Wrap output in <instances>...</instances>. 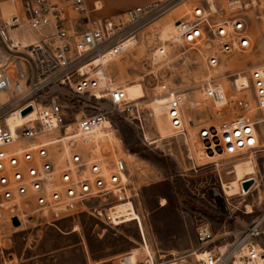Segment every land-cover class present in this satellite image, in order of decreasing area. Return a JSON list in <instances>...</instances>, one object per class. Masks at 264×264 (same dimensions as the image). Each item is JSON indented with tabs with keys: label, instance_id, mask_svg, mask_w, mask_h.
Returning <instances> with one entry per match:
<instances>
[{
	"label": "built area",
	"instance_id": "built-area-1",
	"mask_svg": "<svg viewBox=\"0 0 264 264\" xmlns=\"http://www.w3.org/2000/svg\"><path fill=\"white\" fill-rule=\"evenodd\" d=\"M163 18H169L174 33L147 54L148 73L185 50L201 57L211 71L224 56L253 48L258 32L264 30V0H154L99 20L89 19L84 0H0V223L18 230L26 223L85 212L109 227L135 222L140 245L146 246L139 219L126 222L112 210L123 203L137 212L126 161L113 153L110 139L99 131L109 124L115 135L117 129L109 120L114 113L137 120L141 127L138 103L127 99L106 69L139 43L146 28ZM133 37L136 41L126 47ZM168 46L178 49L170 51ZM100 69L104 72L101 82L95 76ZM152 79L157 81L155 73ZM158 87L169 98L165 117L171 136L186 138L189 116L203 109L208 120L201 121L193 135L208 160L235 159L257 149L264 135V62L248 76L238 74L231 91L207 80L201 105L187 106L184 93L166 82ZM91 102L103 106L93 105L87 114L79 115ZM239 104L245 110L235 109ZM28 106L34 117L12 131L7 120L14 114L21 117ZM230 113L234 117L227 118ZM246 179L251 177L241 181ZM253 181L247 191L240 185L246 192L242 195L257 186L256 178ZM261 237L264 213L245 229L223 228L218 238L204 221L195 229L197 248L181 262L264 264V248L257 242ZM217 240L221 245H216ZM3 253L0 242V263ZM152 253L139 263L171 261L165 260L166 255L156 259ZM123 260L124 256L119 258V264Z\"/></svg>",
	"mask_w": 264,
	"mask_h": 264
},
{
	"label": "rangeland",
	"instance_id": "rangeland-1",
	"mask_svg": "<svg viewBox=\"0 0 264 264\" xmlns=\"http://www.w3.org/2000/svg\"><path fill=\"white\" fill-rule=\"evenodd\" d=\"M163 25H170L169 18L146 28L139 35L137 45L107 65L108 77L123 89L125 87L138 103L142 121L140 127L137 120H127L116 113L131 125L137 145L133 147L134 152L128 151L118 130L115 137L120 145L115 139L110 140L109 145L113 153L126 161L133 203L155 258L166 255L165 260H171L167 264H184L183 257L197 248L195 229L199 223L207 222L218 238L223 228L245 229L264 213V135L259 137L257 149L252 154L210 161L201 153L193 135L195 127L208 120L203 109L189 116L186 138L171 135L162 138L156 130V122L163 133L170 132V127L163 115L155 118L150 100L165 97L158 87L161 82L184 93L189 107L203 103L201 89L209 79L231 91L233 79L238 74L248 76L254 66L264 62V30L258 32L253 48L224 56L215 70L209 71L201 57L185 50L164 66L153 67L155 81L144 61L156 44L166 39L167 34L160 37ZM168 49L177 50L178 46H168ZM235 109L245 110V106L239 104ZM87 110L78 113L87 114ZM232 117L234 113L227 114V118ZM255 172L257 186L248 194L240 195V180ZM210 189H218L222 194L226 213L215 206L208 193ZM245 205L251 206V213H244ZM0 242L4 252V262L0 264H119V258L132 255L135 250L138 264L144 258L139 250L141 239L135 222L109 227L85 212L55 221L26 223L18 230L0 223ZM257 242L264 248V237ZM215 243L221 245L219 240Z\"/></svg>",
	"mask_w": 264,
	"mask_h": 264
},
{
	"label": "bare ground",
	"instance_id": "bare-ground-1",
	"mask_svg": "<svg viewBox=\"0 0 264 264\" xmlns=\"http://www.w3.org/2000/svg\"><path fill=\"white\" fill-rule=\"evenodd\" d=\"M162 27V26H161ZM163 29L161 30V35L160 37H164L166 34V39L170 38V36L174 33V28L172 25H163L162 27ZM168 30H170V33H168ZM136 38L133 37L130 41H128L125 45L126 47L127 46H130L131 45V42H134L136 41L135 40ZM130 43V44H129ZM155 58H158L157 55H155ZM103 75H104V72L103 70H99L95 76H98L100 78V82H101V79L103 78ZM210 76V74H209ZM208 76V77H209ZM241 82H243L244 84L247 82V80L245 78H241L240 79ZM140 83V82H139ZM140 89L143 91V86H142V83H140ZM124 91H125V94H126V97L127 99L129 100H134L126 91L125 87H124ZM144 92V91H143ZM139 99H142L141 97ZM137 99V100H139ZM169 98L167 96L165 97H154L150 100V105H151V109H152V112H153V115L155 116V118L157 119L158 116H164L165 117V112H166V108H167V103H168V100ZM34 117V113H28L27 115L25 116H21L19 117L17 114H14L12 116H10V118L7 120V123L9 124V127L11 128V130L13 131L15 126H18V125H21V123H23L24 121L28 120V119H31ZM166 118V117H165ZM166 121L168 122L167 118H166ZM162 122V121H161ZM169 124V123H168ZM110 125L109 124H105V129L102 131H99V134H104L105 136H107L111 141L112 140H117V143L118 145H120V142H119V139H117L113 133V130L110 129L109 127ZM170 127V125H169ZM156 130L158 133H160V136H162V138H166V136L170 135L172 133V129L170 127V132H166V133H163L162 132V128L160 127L159 123L156 122ZM264 133V132H263ZM146 139V138H145ZM160 139V138H159ZM259 142V140H258ZM257 146H258V143H257ZM251 159V157L249 158ZM255 175H256V172L253 173L252 175H250L251 179L255 178ZM246 178V177H245ZM241 181V180H240ZM239 188H240V182H239ZM241 189V188H240ZM223 192H224V189H223ZM246 193V192H244ZM242 193V190H241V193L239 192L240 195L244 194ZM225 194V192H224ZM237 194V195H239ZM226 196V195H225ZM236 196V195H235ZM227 197H233V196H227ZM247 207L246 208V211L248 213H251V207L246 205ZM113 212H116L118 214H122L125 218H126V222L129 221V220H132V219H135L136 217L139 219L140 221V225H141V219H140V216L136 213V211L131 208V205L130 204H123V203H118V204H115L114 205V208L112 209ZM142 227V226H141ZM143 228V227H142ZM139 250L141 251V253L144 255V257L146 255H152L153 251L152 249L149 247V245H147L146 243V246L145 245H142L141 247H139ZM136 251L135 250L132 255H127V256H124V260H123V263L124 264H138L137 263V258H136ZM129 256V257H128ZM199 256V255H198ZM200 257V256H199Z\"/></svg>",
	"mask_w": 264,
	"mask_h": 264
},
{
	"label": "crops",
	"instance_id": "crops-1",
	"mask_svg": "<svg viewBox=\"0 0 264 264\" xmlns=\"http://www.w3.org/2000/svg\"><path fill=\"white\" fill-rule=\"evenodd\" d=\"M151 1L154 0H84V3L89 12V19L99 20L118 16L126 9L141 6Z\"/></svg>",
	"mask_w": 264,
	"mask_h": 264
},
{
	"label": "trees",
	"instance_id": "trees-1",
	"mask_svg": "<svg viewBox=\"0 0 264 264\" xmlns=\"http://www.w3.org/2000/svg\"><path fill=\"white\" fill-rule=\"evenodd\" d=\"M66 100L68 99L66 98ZM93 105H97L99 107L103 106L102 103L91 102L89 105L86 106V109L91 108ZM109 120H111L112 124L119 131L120 137L122 138V142L125 148L130 152H134L133 147L137 145V137L131 125L128 124L125 119L121 118V116L116 113L111 114ZM219 214L221 215V213Z\"/></svg>",
	"mask_w": 264,
	"mask_h": 264
},
{
	"label": "water",
	"instance_id": "water-1",
	"mask_svg": "<svg viewBox=\"0 0 264 264\" xmlns=\"http://www.w3.org/2000/svg\"><path fill=\"white\" fill-rule=\"evenodd\" d=\"M32 111V107L28 106L25 109H23L20 113V115L24 116L26 114H28L29 112ZM253 179H246L241 181L240 185L241 188H243L244 191H247L250 189V187L253 184ZM210 198L212 199L213 203L215 204L216 207H218L220 209L221 212L226 213L227 212V207L224 204V198L222 196V194H220L218 189H210L208 191ZM13 224L15 226L18 225V222L16 219L13 220Z\"/></svg>",
	"mask_w": 264,
	"mask_h": 264
}]
</instances>
